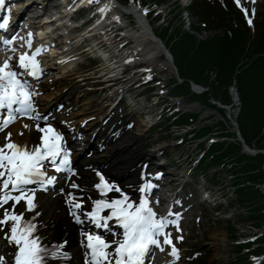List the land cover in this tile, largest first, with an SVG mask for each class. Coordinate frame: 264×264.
Here are the masks:
<instances>
[{"label": "snow or ice", "instance_id": "6c2138e0", "mask_svg": "<svg viewBox=\"0 0 264 264\" xmlns=\"http://www.w3.org/2000/svg\"><path fill=\"white\" fill-rule=\"evenodd\" d=\"M237 3L239 4V0ZM4 4L5 0H0V7ZM7 25L8 18L0 22V28H6ZM28 35L31 36V33ZM16 38L13 36L4 43L12 44ZM28 47H31V41L28 42ZM40 50L38 48L33 53L22 52L19 56L20 68L30 69L32 76H37L40 72L39 61L35 59ZM22 75L11 68V57L0 64V109L7 111L6 116L0 112V132L21 116H27L37 121L35 127L44 135L40 136L39 143L29 145L27 142L20 144L13 141L12 133L8 132L5 135L6 143L0 145V207L9 200L14 201L12 211L5 209L4 215L0 217V228L7 225L9 220L12 221L10 234L5 232L4 237L9 243L17 246L13 264H47L48 258L56 259L68 255L63 252V244H53L50 247L44 243V237L38 234L35 217L26 220L23 213L15 211V207L22 199L26 201L28 210L36 207L35 188L28 189L27 185L37 184L40 188L46 189L47 185L55 183L56 177L45 171V162L57 172L74 170L70 169L71 149L64 147L63 137L59 133H54L50 137L48 132H54L52 126L48 125L46 132L39 124V120H47V117H41L36 113L31 86ZM25 129L30 131L31 126L24 123L19 134L23 135ZM99 175L100 181L94 185V188L99 190L102 198L94 200L92 209L84 214L96 227L105 229L109 227L107 221L115 218V222L122 226L123 232L113 233L119 238L111 240L106 239L99 232L82 233L87 239L86 247L90 249L88 254L90 264H145V257L151 246H158L163 251L165 244L171 245V255L178 259L179 249L173 244L171 233L166 231L169 224L178 223L169 220L171 210L169 209L168 215L158 216L147 195H141L138 201L131 200L129 194L118 185L108 182L102 174ZM72 187L80 186L73 183ZM150 187V182H147L139 191L146 193ZM109 191L120 193V196L103 198ZM68 196L74 219L82 223L76 210H81L83 202L72 203L74 193L70 192ZM105 209L110 211V215L104 212ZM36 215L38 216L39 213ZM176 215L179 216V213ZM161 236L163 240L160 239ZM178 238L183 239V237ZM0 264H6L3 256H0Z\"/></svg>", "mask_w": 264, "mask_h": 264}, {"label": "rangeland", "instance_id": "374dc122", "mask_svg": "<svg viewBox=\"0 0 264 264\" xmlns=\"http://www.w3.org/2000/svg\"><path fill=\"white\" fill-rule=\"evenodd\" d=\"M155 1L168 4L169 12H168L167 17H170V19L173 20V25L177 26V28L181 26L180 23H182L184 27L189 25L190 29H192V25L197 26L194 24L195 21H192L191 19L190 20L187 19L185 13L180 15L181 11L179 9L176 10L177 6L173 8L175 5L172 3V1L178 4L180 0H155ZM155 1L153 0L146 1L149 3L148 5L146 4V7H147L146 9L149 10L148 13L150 12L155 13V14L157 13V11H154L153 9L154 7L153 5L156 3ZM240 1L246 4L250 12L256 14V15L254 14L255 17L257 16V13L259 15L263 14L261 16L264 17V0H240ZM207 12L221 14L223 18H225L226 20H232L234 22H237L240 20L239 12L231 0L219 1V6H216L214 5V2H211L207 8ZM116 15L119 16L120 13L116 11L115 9H111L110 16L115 17ZM158 18L153 19L154 25H156L157 21H159L160 18L159 19ZM172 20L169 22V25H171ZM124 24H125L124 26L125 28L126 27L136 28L134 19L131 16H129L127 20L118 23V25H121V26H123ZM164 24H166V22H164L160 26L162 27L169 26L168 24L167 25H164ZM198 30H201V29H198ZM223 31L225 30L221 29V30H217L216 32L221 33ZM123 32L124 31L121 32L122 35H123ZM201 32L203 31H200V33ZM210 32H214V31H210ZM201 34L205 35L203 33ZM190 35H193V37H195L194 33L193 34L190 33ZM207 35L211 36V34L210 35L207 34ZM157 60L162 61V55L158 56ZM180 61H181L182 68L184 70H187L189 68V72H191L190 67H193V72L190 73V75L195 77L197 80L203 81V79L205 78V75L196 71V63L199 60H197L195 63L192 64L191 62L187 61L186 54H183L180 56ZM161 76L163 79H166L169 76V74L163 73L161 74ZM208 81L211 82L210 79H208ZM68 84H69L68 81H64V82L57 81V83L47 86L45 91L46 92L50 91L54 86L57 89H61L65 87V85H68ZM184 84H187L188 86V82H183V86ZM218 85L220 86L216 85V88L214 89V87L210 84L209 88L206 89V92H203V93H194L190 91L189 88L187 89L185 88L186 94L182 91L179 93L187 95V98L193 102H196L194 105L198 106L196 107L198 108L197 114H199L198 117L200 121L204 120L203 130L205 131V135L203 138H201V140H203L209 134L213 135L217 133L218 136H222L221 138H222V144H224V148L231 149L232 153H236L237 151H239V154H240L239 161L242 164H245L248 162L253 166L254 163L253 162L251 163L246 158V156H249V155L242 152L243 149L238 139L236 128L233 124L234 120H236L240 103L237 100L235 103L231 102V106L213 104L212 94L216 93V94L221 95L223 92L221 83H218ZM158 88L161 91L162 97L165 98L164 96L165 94H163L162 88L160 87ZM138 89H140L141 91L144 90L141 87H139ZM230 89L231 87L229 88V91ZM159 90H156L154 88L153 92H157ZM52 91H55V90L52 89ZM146 91L147 90L145 89L143 92H146ZM230 94H232V97L236 95V91L234 87ZM77 95L78 94H76V96ZM86 97H93V99H96L99 97V93L97 94L91 93ZM144 99H146L145 104H148L146 105L148 106L146 111L147 112L151 110L154 111L155 107L152 106L153 101L149 100L146 97H142L140 98V102L143 103ZM207 101L211 104V105L209 104L210 106L207 105L208 104ZM187 102L189 101L186 99L182 102L183 104H185V106L182 107V110L189 108L187 107V105L189 104ZM179 103H181V101H179ZM212 105H215L216 107H213ZM207 107H212L214 109L207 108ZM146 115L147 114H140V117L144 118ZM140 117L137 118L136 127L133 129L132 132L128 133V135H134V133H137L140 131L139 129H137V128H140V129L142 128ZM176 132H180L179 134L181 135L184 132L186 133V131L173 130L172 128L169 131L161 132L158 130L156 126H153L148 130L147 138H150V139L149 140L144 139V140L137 141L135 144L132 145V148L142 153L146 150V146H151L152 142H154V144H163V145H169V146L174 144L175 148L177 149L179 148L180 150L183 149L186 152H191V151H194L195 153L199 152L198 150L199 146L196 144L197 141L188 142L186 141L187 139H185V141L183 140L180 144L176 145L174 143L175 141L173 140L177 138L175 134ZM201 140H199L198 142H200ZM155 146L156 145H154L153 147ZM169 150H170V147H169ZM252 172H256V169L251 170L250 173ZM241 178L242 177L240 178L237 177L236 180L241 179ZM255 181L257 182V179H255ZM189 182L195 183L194 188H196V190L198 191L201 189V185L207 186L209 184L210 186L211 181L207 182L206 180H201L197 174L196 176L193 175V179H190ZM196 182L198 184H196ZM232 182L234 181H229L228 184L226 185L218 180H217V183L213 182L212 185L213 186L217 185L216 189L222 195L219 196L217 194L219 199L215 200V202L212 204H207L204 207L197 206V198L194 197V194L190 196L189 193H186V195L189 197V204H192V206L189 207V209L192 212L190 213V217L187 222L188 233H189L190 238L186 240V243L190 246L191 251L192 250L196 252L204 251L203 257H197V259L194 260L192 264H202L203 261H206V264H231L235 259H238V261L245 259L244 257L245 251L243 250V252H240V249L241 247H243L244 242L242 241V242L234 243L233 240L237 239V237L240 236V235L238 236L239 233L241 234V236H245V235L252 233V232H249L248 230L254 231L250 229L252 227L250 226V224L251 222L255 221V218H257L256 210L257 208H260L259 204L260 202H264V200L263 199L261 200L260 197H255V200H253L254 199L253 198L251 201L249 200L251 199L249 195H248V198H244V197L239 198V196H237L238 193L240 195L241 193L240 191H243V194H245L246 187L244 184H231ZM250 187H253V185ZM235 188H238V189L235 190ZM253 188H256V187L254 186ZM256 189L259 193V196H261L260 190L258 188ZM257 198L260 199L259 203L256 200ZM44 215L41 216V219L43 220H44ZM69 227H71L70 224L65 225L64 222L57 223L53 228L54 239L60 236L62 232H65L66 230H68ZM72 235H74V232ZM215 243L220 244V247L218 249V258L212 259L211 249H212V245H215ZM2 246H3V240L0 238V250ZM263 248H264V244H263Z\"/></svg>", "mask_w": 264, "mask_h": 264}, {"label": "trees", "instance_id": "16d2710c", "mask_svg": "<svg viewBox=\"0 0 264 264\" xmlns=\"http://www.w3.org/2000/svg\"><path fill=\"white\" fill-rule=\"evenodd\" d=\"M205 22L208 26L213 24L221 25L223 23L221 19L206 20ZM231 30V37H228V35L223 37L214 36L203 41H197L192 35L182 33L175 45L170 48V51L182 78L192 79L194 82L205 86L211 84L214 89L216 85L220 86L218 83H221L222 94L213 93L212 97L220 99L223 103L229 104L231 102L228 87L235 79L241 103L237 119L241 135L248 145L264 148V25L255 26V33L251 34L245 23L239 20L236 26H231ZM183 54H186L187 61L192 64L199 60L196 63V71L205 75L203 81L197 80L190 75L193 72V67H190L191 72H189V68L187 70L182 68L180 56ZM184 86L183 84L178 86L175 91L185 93V88L187 89L188 86L187 84H184ZM187 117L194 120L196 115L186 114L182 116L179 122H188ZM204 132L203 129L200 130V133L203 134ZM215 151H220V154ZM209 155H212V162H219L221 158H228L234 161L233 169L237 168V170L235 171L234 169L233 172L242 173L243 176H246L245 180L255 183L264 181L261 169L264 161L262 154L246 156L251 163H254L253 166L248 162L242 164L239 161V151L232 153L231 149L224 148V144L220 142L213 144ZM255 169L256 172H252L254 174L250 173L251 170ZM255 179H257V182ZM239 183H243V181ZM245 187L246 195L243 194V191H240V195L239 193L237 195L239 198H248L249 195L251 198L249 200L252 201L253 198L255 200V197H260L257 189L248 185H245ZM260 207L257 208L256 214H259V211L264 206L261 205ZM256 216L260 219L259 222L264 224V212ZM260 242L264 244V235Z\"/></svg>", "mask_w": 264, "mask_h": 264}, {"label": "bare ground", "instance_id": "6f19581e", "mask_svg": "<svg viewBox=\"0 0 264 264\" xmlns=\"http://www.w3.org/2000/svg\"><path fill=\"white\" fill-rule=\"evenodd\" d=\"M104 6H105L104 10L108 9V7L111 6L112 8H116L119 11V13H124L126 15H130L134 19L136 28H133V27L126 28L123 32L125 38L122 40V43L123 42H129L127 48L122 51V54H123V56H125L127 58V61L129 63H132V64H142L146 68L144 70L145 74H147L149 77L150 76H157V75L169 72L170 71L169 66L171 64V61L169 60V58H166L165 60H162V61L157 60L158 56H160L162 54L161 53L162 51L160 50L161 48L158 47L159 46L158 41H156L155 38L153 37V35H155V33L153 32V29L152 28L150 29L148 27V25H150L148 20L144 19V16H146L144 10L141 7L137 8L132 4L131 5L127 4L126 6H124V5L119 4L118 1H113V0L104 1ZM119 6H121L123 8H120ZM104 10H102V12H100V14L104 15V13H105ZM26 11H28V9H26ZM181 14H184V12L181 11L180 15ZM108 17H109V14H108ZM107 18H103V19L99 18V21L97 23L100 24L99 29H101V30H97V28H94V25H93L92 30L88 31L89 37H93V33H97L98 31H100L99 33H101V36L103 37L105 42L107 44L111 43V38L108 34L105 33V27L102 24V21H105ZM187 19H189V18L187 17ZM96 25L97 24H95V26ZM187 29H190V27H188ZM117 43H121V42H116L115 45H117ZM109 46H111V44ZM68 47L73 48V46H70V45H68ZM95 48H96V46H95ZM93 50H94V48H93ZM107 52L109 53L108 50H107ZM98 53H100L103 56V58H106L109 55L108 53H103L102 51H98ZM128 57H130V58H128ZM106 64H107L106 62H103L101 64L100 68H97V67L93 68V66H91V70L89 71V75H91L93 73L104 72V70H105L104 66H106ZM89 75L87 73H83L82 74V76L84 77L83 79H80V77H79L78 80H76V81L73 80V82L71 84V88L72 89L73 88H77V89L79 88L80 89L82 87V85H87L90 82V79L88 78ZM103 83H105V85L101 87L102 89L100 91L106 90L107 96L105 98H103L100 102H98L97 100H93V101L88 100L91 102H88L87 100L84 101L83 103H81L79 105L78 110L71 114L72 117L82 119V118L90 116L92 114H96V115L101 114L107 107V105L104 103H106L108 101L110 96L111 97L115 96V93L119 92L120 88H123V85H124L123 76L121 78L119 76H117L113 80L112 79L106 80ZM92 87H93V92L99 91L98 86L93 85ZM113 89H115V90H113ZM108 91H109V93H108ZM64 97H65V95H64ZM69 99H71V98H69ZM236 101L237 100L234 98L233 103H235ZM74 103L77 104L76 102H74ZM127 105L130 108L127 106L124 107L126 109L125 114L126 115L132 114V116H135L136 113L132 112V107L135 106L134 101L132 99H127ZM46 106H47V103H45L44 107H42V108H45ZM42 108H39V110L41 111ZM207 108H212V107H207ZM212 109H214V108H212ZM133 118H135V117H133ZM142 122L145 124V126L148 125L146 122H144V121H142ZM24 123L29 124L31 126V130L30 131L28 129L24 130V138L25 139L22 140L20 143H25V142H27L28 144L29 143H37V138H38L40 132L38 130H36V131L34 130L35 129V123L34 122L27 121V120L26 121L20 120L12 126V130H14L16 133H20V129ZM237 133L240 134V131L238 130ZM140 135H141V132L136 133L133 136L124 137L118 142H114V140H110L109 142H107L109 145L108 150L106 149L105 152H103L102 154H98V156L93 157V159L90 158L87 161L92 162V163L97 162V163H99V165H103L104 167L106 165L107 166V168H105L106 171L110 172L111 174H113L115 172L116 173L120 172L119 174L123 175L125 170L121 167V165L124 162L121 163L120 159H118L116 155L119 152H121V153L126 152V153H128V156L126 159H132V158L140 155V153L138 151H133L132 148H130V142H129L130 139H136ZM15 141H17V140H15ZM159 148L160 147H157L155 150L158 151ZM77 150H79V149H76V151ZM120 158L122 159L123 157H120ZM87 161L85 160V162H87ZM133 165L134 164H132L129 167V169L133 168ZM182 166L183 167L186 166V167L190 168L189 165L187 166V165L182 164ZM169 168H170V166L168 163H163V170L165 172H169L168 171ZM184 171H185V175L187 176L188 171L187 170H184ZM134 172H135V170H132L129 172V174H133ZM206 172H208V171H206ZM198 176L202 177V175H200L199 173H198ZM126 177H130V175H126ZM124 181H126V184L130 183V178H128L129 182H127V180H124ZM178 186L181 188H184L185 190H183V191H186V189L188 187L187 180L179 182ZM86 192L90 193L92 195L95 194V192L92 189H88V188H86ZM181 192H182V190H181ZM42 196L43 195H41V197ZM56 200H57L56 196H53L51 198V200H48V199L44 200V202L41 204L42 209L46 214V216H45L46 221L44 223H42V225L40 226L41 230H43V233H44L43 236H45L47 232L49 233L51 231V228L53 227V225L55 223L60 222V221H64L66 219L65 218V212H64L63 208L56 205ZM73 224H74L73 229L80 228L79 225H76L75 223H73ZM219 247H220L219 243L218 244L215 243V245H212V249H211L212 259L218 258ZM58 263L59 262H56L53 264H58Z\"/></svg>", "mask_w": 264, "mask_h": 264}, {"label": "water", "instance_id": "95a60500", "mask_svg": "<svg viewBox=\"0 0 264 264\" xmlns=\"http://www.w3.org/2000/svg\"><path fill=\"white\" fill-rule=\"evenodd\" d=\"M240 139H241V138H240ZM241 142H242V146H243V148H244L245 151L248 152V153H257V152H262V153H264V150H261V151H259V150H251L249 147H247V145L243 142L242 139H241Z\"/></svg>", "mask_w": 264, "mask_h": 264}]
</instances>
